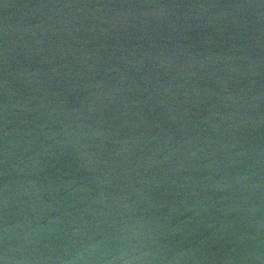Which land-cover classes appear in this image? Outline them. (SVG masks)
<instances>
[{"label":"water","instance_id":"1","mask_svg":"<svg viewBox=\"0 0 264 264\" xmlns=\"http://www.w3.org/2000/svg\"><path fill=\"white\" fill-rule=\"evenodd\" d=\"M0 264H264V0H0Z\"/></svg>","mask_w":264,"mask_h":264}]
</instances>
